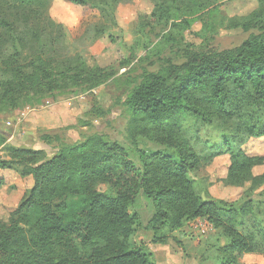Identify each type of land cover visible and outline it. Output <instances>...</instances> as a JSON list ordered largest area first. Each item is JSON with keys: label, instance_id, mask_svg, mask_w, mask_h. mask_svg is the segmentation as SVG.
I'll use <instances>...</instances> for the list:
<instances>
[{"label": "trees", "instance_id": "1", "mask_svg": "<svg viewBox=\"0 0 264 264\" xmlns=\"http://www.w3.org/2000/svg\"><path fill=\"white\" fill-rule=\"evenodd\" d=\"M67 1L85 15L96 14V22L82 26L84 40L95 43L118 26L116 9L131 0ZM151 1L154 10L141 17L129 57L118 68H102L61 49L64 32L48 16L51 0H0V116L127 77L123 105L132 133L170 150L140 151L138 166L125 146L96 133L74 144L55 137L57 152L42 158L41 151L8 147L9 137L0 129V149L9 154V160L0 155V170L22 166V175L34 184L8 222L0 220V264H157L147 247L132 243L141 224L136 212L141 194L155 208L147 226L154 233L163 227L176 233L198 219L220 231L227 241L218 264H242L245 254L264 251V238L243 228L248 216L263 215L251 198L264 187V173L257 174L264 151L249 155L243 148L264 139V0L232 26L250 34L240 46L188 50L181 62L165 56L174 43L168 27L186 31L202 21L208 31L218 8L211 9L212 0ZM153 22L165 25L156 40L147 33ZM150 57L158 69L132 77L137 63ZM122 70L127 71L119 75ZM190 118L228 131L223 145L230 166L222 184L244 190L250 200L240 207L198 194L191 173L210 166L219 154L193 150L184 135Z\"/></svg>", "mask_w": 264, "mask_h": 264}, {"label": "rangeland", "instance_id": "2", "mask_svg": "<svg viewBox=\"0 0 264 264\" xmlns=\"http://www.w3.org/2000/svg\"><path fill=\"white\" fill-rule=\"evenodd\" d=\"M212 6L211 9H218L210 16L208 31L204 29L202 21H195L186 31L168 27L166 33H169L174 43L166 50V57L181 62L188 50L233 49L249 37V33L232 26L258 9V0H212ZM153 10L154 3L151 0H131L121 4L116 9L118 26L110 29L105 37L95 43L84 40L82 36L85 25L97 20L94 12L85 15L81 8L67 0H51L48 16L63 28L64 44L61 49L65 53L79 54L91 64L102 68H118L120 61L129 57L128 50L137 39L138 27L143 25L141 17H149ZM164 28V24L153 22L147 28V33L151 34L152 40H156V37L164 35ZM110 35L117 37L118 42L113 43ZM139 39L144 41L143 37ZM143 55L144 53L139 52V59ZM134 68L132 77L139 78L146 71L157 70L158 61L151 57L143 59ZM126 71L122 70L119 75ZM128 85L127 77H120L93 91L47 99L41 104L22 106L13 113L1 115L0 129L11 139L7 146L41 151V157L48 158L58 150L59 143L55 137L74 144L88 135L102 133L125 146L138 166H141L140 151L170 154L166 147L132 133L134 126L123 105L128 96ZM227 133L228 131L220 130L217 123L207 124L193 118L184 125V135L198 155L219 154L214 160V166L211 164L191 173L196 190L204 200H217L214 195L226 190L222 179L230 158L224 154L223 144ZM45 136L51 139L46 140ZM243 149L246 154L261 155L264 151V139L251 140ZM0 155L9 160L6 149L0 150ZM23 169L18 166L0 170V220L3 222H8L10 214L29 197L33 188V179L24 177ZM263 173L264 167L257 172ZM106 189L101 188L103 191ZM243 191L237 189L228 194L227 203H235L240 207L250 200L243 195ZM257 191L251 199L259 214H264V195L260 188ZM136 212L141 224L136 229L132 243L136 247H147L157 264H218L219 249L227 241L220 235V231L211 230L206 235L201 234V230L194 227L196 221H191L176 233H170L166 227L161 228L159 233H154L147 226L155 214V208L142 194L137 200Z\"/></svg>", "mask_w": 264, "mask_h": 264}, {"label": "crops", "instance_id": "3", "mask_svg": "<svg viewBox=\"0 0 264 264\" xmlns=\"http://www.w3.org/2000/svg\"><path fill=\"white\" fill-rule=\"evenodd\" d=\"M11 140V139H10ZM8 141V143L10 142ZM1 150V149H0ZM216 160V159H215ZM216 164V163H215ZM214 162L212 165H215ZM230 166V158L228 160V166L225 169V177L227 174V170ZM223 178V179H224ZM225 191L216 195L217 200L225 201L227 202L226 196H229L228 194L234 192L237 190V188H226ZM223 191V190H222ZM261 192H263L264 195V187L261 188ZM243 228L246 229L247 232L253 233L258 240H261L264 238V214L263 215H257V216H248L244 221ZM242 264H264V251L263 252H255L253 254H245L242 258Z\"/></svg>", "mask_w": 264, "mask_h": 264}, {"label": "built area", "instance_id": "4", "mask_svg": "<svg viewBox=\"0 0 264 264\" xmlns=\"http://www.w3.org/2000/svg\"><path fill=\"white\" fill-rule=\"evenodd\" d=\"M194 224H195L194 227L200 229L201 234H204V235H206L211 230H213L212 225L207 220L198 219V220H196V222Z\"/></svg>", "mask_w": 264, "mask_h": 264}]
</instances>
